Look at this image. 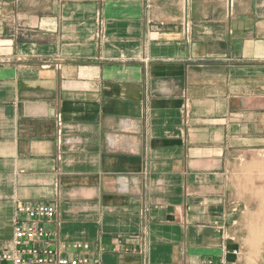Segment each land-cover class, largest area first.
<instances>
[{
	"label": "crops",
	"instance_id": "obj_1",
	"mask_svg": "<svg viewBox=\"0 0 264 264\" xmlns=\"http://www.w3.org/2000/svg\"><path fill=\"white\" fill-rule=\"evenodd\" d=\"M258 176L264 0H0V241L54 204L101 264H245Z\"/></svg>",
	"mask_w": 264,
	"mask_h": 264
},
{
	"label": "built area",
	"instance_id": "obj_2",
	"mask_svg": "<svg viewBox=\"0 0 264 264\" xmlns=\"http://www.w3.org/2000/svg\"><path fill=\"white\" fill-rule=\"evenodd\" d=\"M185 28L188 31L189 24H185ZM184 110L188 113V103ZM62 128L63 123L59 122V135ZM57 213L54 204L19 205L15 212L13 237L0 241V264H101L88 244L56 243L54 234L46 229V225L56 221ZM233 254L239 257L241 250H234ZM207 264L215 263L209 261Z\"/></svg>",
	"mask_w": 264,
	"mask_h": 264
},
{
	"label": "rangeland",
	"instance_id": "obj_3",
	"mask_svg": "<svg viewBox=\"0 0 264 264\" xmlns=\"http://www.w3.org/2000/svg\"><path fill=\"white\" fill-rule=\"evenodd\" d=\"M253 186L254 189L257 191H262V187L264 186V180L261 179L260 176L257 178H254L253 180ZM260 188V189H259ZM245 193V192H244ZM241 194V192H240ZM262 192L260 194H254V205L253 208L248 211L246 214L242 216V220L240 225L242 227L247 228L246 229V238L244 241L245 248H247V253L244 250L243 251V257L245 258V264H261V261H263L264 257V238L262 239V236L256 237V239L252 238L250 235L249 230V224H248V216L254 215L258 210L264 205V197L261 196ZM258 224L261 226V228H264V223L261 221H258Z\"/></svg>",
	"mask_w": 264,
	"mask_h": 264
},
{
	"label": "bare ground",
	"instance_id": "obj_4",
	"mask_svg": "<svg viewBox=\"0 0 264 264\" xmlns=\"http://www.w3.org/2000/svg\"><path fill=\"white\" fill-rule=\"evenodd\" d=\"M264 200V199H263ZM250 228V227H249ZM255 230V229H254ZM255 235V234H254ZM264 237V236H263ZM263 239V238H262Z\"/></svg>",
	"mask_w": 264,
	"mask_h": 264
}]
</instances>
